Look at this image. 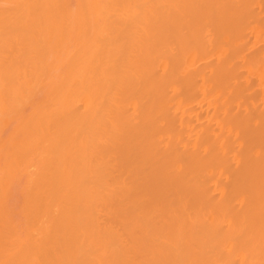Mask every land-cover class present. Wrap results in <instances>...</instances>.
Instances as JSON below:
<instances>
[{
    "label": "bare ground",
    "instance_id": "6f19581e",
    "mask_svg": "<svg viewBox=\"0 0 264 264\" xmlns=\"http://www.w3.org/2000/svg\"><path fill=\"white\" fill-rule=\"evenodd\" d=\"M0 264H264V0H0Z\"/></svg>",
    "mask_w": 264,
    "mask_h": 264
}]
</instances>
